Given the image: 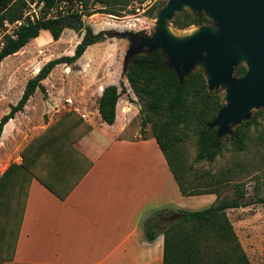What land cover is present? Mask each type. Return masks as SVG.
Listing matches in <instances>:
<instances>
[{
    "label": "trees",
    "instance_id": "trees-1",
    "mask_svg": "<svg viewBox=\"0 0 264 264\" xmlns=\"http://www.w3.org/2000/svg\"><path fill=\"white\" fill-rule=\"evenodd\" d=\"M42 1L50 8L62 1L74 0ZM78 1L84 3L86 10L89 6L101 3L105 6L106 12L115 15L137 3L146 5L148 2H154L152 10L161 9L166 3L165 0ZM24 4V0H0V20L14 21L21 18ZM96 12L87 11L86 15L91 16ZM77 17L82 18L81 15ZM209 21L210 18L205 13L197 14L189 9L177 12L171 20L175 29L199 26ZM67 27L76 29L74 25L66 24V18L41 20L25 25L19 30L18 37L10 38L0 51V69L7 57L23 52L42 30L50 31L53 39L57 41ZM112 36H115L112 31L95 33L92 27L87 26L73 55H62L44 64L36 75L28 79L19 100L11 104L10 110L0 117V138L5 124L24 110L37 89H45L43 80L48 78L58 65L76 63L90 45ZM39 68L38 64L36 71ZM246 71V65L241 64L235 69L234 75L240 76ZM123 74L141 104L140 113L144 116L142 130H145L147 123H151L152 136L156 138L165 155L182 194L190 196L216 193L209 187L196 186L191 190L187 189L179 171V166L184 162L180 153V143L187 137L195 139L197 149L195 161L198 162H213L222 152L223 142L227 139H230L238 149L245 150L247 143L241 128L244 125H251L257 113L253 119L245 120L236 127L233 135H224L217 139V128L209 129V123L224 107V94L220 88L209 89L207 76L202 67H196L185 74L181 81L177 73L167 66V58L163 56L162 51L157 50L153 53L144 51L131 58ZM126 92L127 86L124 81H121L120 85L110 84L103 89L99 98V113L104 122L108 124L115 122L117 103ZM73 113L76 112L74 110L66 112L61 120ZM90 128L88 126L85 132ZM49 133L51 132L46 131L32 139L21 152L22 161L12 162L0 174V264L14 257L22 213L33 178L39 179L61 198H65L82 177L78 175L71 184H64L65 179L70 176L69 172L71 171L70 174L74 172V162L69 149L56 148L49 152L43 148L40 140L46 139ZM147 137L145 135L143 138ZM54 140L51 138L50 143ZM70 149L74 150V147L70 146ZM245 198L244 189L235 186L233 197L220 198L217 195L212 205L200 210L169 208L156 210L145 220L146 237L153 241L159 233H163V264H250L227 212L229 209L247 205ZM166 216L174 218L172 221L162 223V218Z\"/></svg>",
    "mask_w": 264,
    "mask_h": 264
},
{
    "label": "crops",
    "instance_id": "crops-1",
    "mask_svg": "<svg viewBox=\"0 0 264 264\" xmlns=\"http://www.w3.org/2000/svg\"><path fill=\"white\" fill-rule=\"evenodd\" d=\"M67 30L72 28L67 27L64 33ZM51 39L50 31L42 30L33 40L42 44ZM81 40L79 36L69 55L74 54ZM121 47L120 42H97L74 63L81 67V76L73 79L72 74L71 85L64 86L74 92L73 96L85 93L87 99H96L94 110L81 108L87 118L74 110L76 113L61 120L66 112L73 110L66 104L59 115L51 113L49 121L42 122L41 129L32 137L50 131L46 139L40 140L43 148L49 152L56 148L70 150L74 172H69L65 185L71 184L78 175L82 177L65 198L33 178L14 257L2 264H163L164 235L159 233L155 240L149 241L145 220L159 209L196 210V207L203 209L216 201L217 195L213 193L192 197L182 194L152 135L147 138H137L135 133L125 135L134 117L133 104L128 97L135 99L136 96L123 74L125 60L119 58ZM86 70L91 74L87 75ZM47 79L43 80L44 87ZM121 81L125 82L127 92L119 98L115 122L108 124L99 113V98L107 85H120ZM39 90L24 110L5 124L0 146L20 131H16L17 122L31 112ZM7 112L4 110L0 117ZM88 126L91 128L85 132ZM51 138L55 139L52 143ZM29 142L13 162L22 161L21 152ZM186 198L194 199V204H186ZM167 217L162 223L169 222Z\"/></svg>",
    "mask_w": 264,
    "mask_h": 264
},
{
    "label": "rangeland",
    "instance_id": "rangeland-1",
    "mask_svg": "<svg viewBox=\"0 0 264 264\" xmlns=\"http://www.w3.org/2000/svg\"><path fill=\"white\" fill-rule=\"evenodd\" d=\"M41 1L24 0L25 4L21 9L22 16L25 10L30 7L29 3L34 4ZM165 1L167 2V0ZM153 4L154 2H148L146 5H140L139 11L136 10L137 6L130 5L121 11L119 15H115L106 12L104 10L105 6L97 3L95 6H89L86 10V13L94 10L97 11L96 13L82 17L85 21V28L77 29L81 30V33L72 28V30H67L66 33L63 32L58 41L51 39L48 42L39 44L38 40H32L23 52L7 57L0 69V96L5 94V97H0V115L4 110H10L9 105L12 101L19 99L28 79L35 75L36 66L39 64L42 67L51 59L69 55L68 52L73 49L78 37L84 35L87 26L92 27L95 33L101 31L115 33V36L108 37L106 40L120 42L123 45L119 58L125 60L130 40L122 37L121 33L130 31L151 35L155 31L157 16L161 10H152ZM212 22L210 19L207 24ZM3 23L4 21L0 20V28L3 27ZM198 28L197 25H192L186 29H175L172 26V31L177 36L183 37L194 33ZM69 33H72V35H69ZM80 68L79 65L75 64H61L53 70L47 79L45 89L39 90L37 96H35L31 112L25 114L20 122H17L18 129L16 131L19 129L20 131L7 139L3 146H0V174L13 162L20 149L31 141L32 137L41 129V123L48 122L51 113L59 115L65 109L64 106L68 97H72L75 106L89 111L95 109V98L87 99L84 97L85 93L73 96L71 94H74V92L69 87L64 86L66 83L71 85L73 79L80 78ZM86 73L87 75L91 74L87 70ZM72 74L74 75L73 79ZM96 88L98 89V87ZM220 89L225 95L226 88L220 87ZM129 98L131 96L128 97V101L133 104L134 117L125 135L135 133L137 138L152 135L151 123H147L144 127L145 130H142L144 116L140 113L141 104L138 97L136 96L135 99ZM45 104L51 110H47L43 106ZM70 107L67 104V108ZM255 113H257V116L252 124L244 125L241 128L247 143L245 150L238 149L230 139H227L223 142L222 152L213 162H198L195 161L197 153L195 139L187 137L180 143V153L184 162L179 166V171L188 190L196 186L209 187L215 190L216 193L213 194L219 195L220 198H231L235 195V186L244 189L246 192L245 200L248 204L229 209L227 211L228 216L233 223L249 263L264 264V106L255 108L249 119H253ZM239 125H234L233 130ZM192 196L196 195L188 197ZM192 202H194V199L186 198V204H194ZM195 209L200 210V207Z\"/></svg>",
    "mask_w": 264,
    "mask_h": 264
},
{
    "label": "water",
    "instance_id": "water-1",
    "mask_svg": "<svg viewBox=\"0 0 264 264\" xmlns=\"http://www.w3.org/2000/svg\"><path fill=\"white\" fill-rule=\"evenodd\" d=\"M191 12L210 18L211 24L199 25L192 34L179 37L171 20L177 12ZM152 35L126 31L130 40L124 67L135 55L162 51L167 66L180 80L196 67H202L210 90L226 88L225 105L209 129L217 128L216 138L233 135V126L251 118L255 108L264 106V0H167L157 16ZM66 24L84 29L85 21L69 17ZM244 64L247 71L234 75ZM173 216L167 220L172 221Z\"/></svg>",
    "mask_w": 264,
    "mask_h": 264
},
{
    "label": "built area",
    "instance_id": "built-area-1",
    "mask_svg": "<svg viewBox=\"0 0 264 264\" xmlns=\"http://www.w3.org/2000/svg\"><path fill=\"white\" fill-rule=\"evenodd\" d=\"M141 4H136V10H140ZM29 8L25 10L23 16L14 21H4L3 27L0 28V51L3 50L10 38L14 39L18 37L19 30L28 24H34L41 20H55L62 18H69L77 15L86 17V8L83 2L74 1H62L57 5L50 8L45 6V3L41 1L40 3L35 2L29 3ZM66 104L70 105L71 108L79 113H81V108L74 105L72 98L66 99ZM83 118H87L85 113H81Z\"/></svg>",
    "mask_w": 264,
    "mask_h": 264
},
{
    "label": "flooded vegetation",
    "instance_id": "flooded-vegetation-1",
    "mask_svg": "<svg viewBox=\"0 0 264 264\" xmlns=\"http://www.w3.org/2000/svg\"><path fill=\"white\" fill-rule=\"evenodd\" d=\"M162 220H165V217H163Z\"/></svg>",
    "mask_w": 264,
    "mask_h": 264
}]
</instances>
